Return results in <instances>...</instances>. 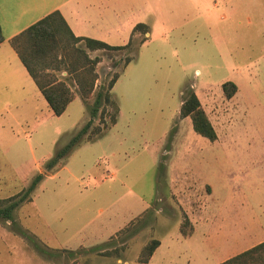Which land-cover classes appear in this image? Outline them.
I'll return each mask as SVG.
<instances>
[{
	"label": "rangeland",
	"instance_id": "rangeland-1",
	"mask_svg": "<svg viewBox=\"0 0 264 264\" xmlns=\"http://www.w3.org/2000/svg\"><path fill=\"white\" fill-rule=\"evenodd\" d=\"M192 1L199 3L201 11L194 9L185 22L169 11L156 14L150 39L123 71L121 64L131 53L101 58L88 102L91 104L96 92L107 87L111 76L120 71L112 89L118 105L117 122L94 141L81 142L55 170L43 165L40 174L44 178L29 196L32 203L13 211V219L17 222L19 218L20 226L36 240L32 246L18 240L13 249L62 246L57 251L64 253L65 264H124L132 260L141 264L151 242L180 236L185 220L189 222L185 230L195 222L197 231L208 237L209 246L232 244L233 204L245 210L247 195L257 187L264 190L260 181L264 161L254 160L264 152V115L253 110L248 120L243 119L241 109L224 97L221 86L237 84L242 102L245 98L242 106L264 108V1ZM214 3L218 10L213 9ZM180 11L181 5L176 12ZM206 11L213 13L210 27L201 14ZM211 26L223 39L212 35ZM100 54L89 52L91 58ZM116 60H121L120 67L114 68ZM197 69L201 75L194 77ZM189 90L198 97L219 144L196 134L189 118L179 117L183 95ZM105 108V121L109 122L113 108ZM85 112L76 95L59 119V146L68 143L85 124ZM246 121L251 126L247 127ZM93 126L102 127L99 118ZM230 134L241 138L227 140ZM37 140V153H53L56 143L51 144L48 131ZM42 220L48 221L49 228ZM0 225L10 227L5 220H0ZM198 236L201 234L194 233L190 243L176 244L181 253L172 258L173 263L185 264L194 255V259L209 257L206 264H212L211 249H195ZM234 253L230 250L224 255ZM4 257L1 254L0 261ZM158 260L156 255L153 264ZM168 261L165 258L162 263Z\"/></svg>",
	"mask_w": 264,
	"mask_h": 264
},
{
	"label": "crops",
	"instance_id": "crops-1",
	"mask_svg": "<svg viewBox=\"0 0 264 264\" xmlns=\"http://www.w3.org/2000/svg\"><path fill=\"white\" fill-rule=\"evenodd\" d=\"M196 3L192 0H0V31L2 35V42L0 43V200L18 195L29 186L35 175L41 173L43 165L52 157L54 151L53 153H50V150L37 153V147L40 148L38 136L41 135L42 137L48 131L51 144L55 145L62 135L60 134L62 127L59 119L76 101L75 96L62 115L53 116L48 104L10 45V40L46 15L58 12L75 37L98 40L109 46H126L130 40L137 43L142 36L134 33V27L138 24H144L148 26L149 31L143 36L145 41L139 46L140 48L150 39V31L156 22V14H167L166 12L169 11L168 14L180 17L185 22L186 15L193 14L194 9L197 12L201 11L199 3ZM180 5L181 11L176 12ZM226 8L231 13L233 12L232 6L228 5ZM213 9L218 10L219 5L214 3ZM201 14H205L210 27L213 21V16L210 14L213 13L206 11ZM211 33L212 35L216 34L218 39H223L220 31L216 30L214 26H211ZM100 53L98 56L101 58L107 56L103 52ZM233 84L236 86V92L228 101L237 103L242 114H244L243 119L248 120L247 115L251 114L253 110H258L261 115H264V108L261 106L253 109L256 106L249 104L253 106L249 110L242 106L245 98L242 102L241 90L237 84ZM245 97L247 96L245 95ZM249 98H253V95ZM246 124L248 126L244 125V127L251 126L249 121H246ZM245 130L246 128L243 134H245ZM240 138V136L237 138V136L230 134L227 135L226 139L238 140ZM216 141L219 144L218 136ZM255 158V161L257 159L264 161V152L256 155ZM254 160L251 159V161ZM260 169L262 172L260 174L263 176L260 181L264 184V167ZM234 195L237 197L235 191ZM246 200L248 208L245 210L237 206V203L233 204L234 230L233 241L230 246H209L207 244L208 237L199 233L196 223L192 221V233L190 235L158 240L159 245L148 262L141 264H153L156 255L159 256L160 260L154 264H164L162 260L165 258L169 259L168 264H176L173 263L176 261L172 258L177 253H181V249L176 244L190 243L194 239V233L201 234V236L195 237L198 238L194 241L198 243V247L195 249L198 248L201 251L211 249L212 264H220L264 242V190L257 187L251 191L250 195H247ZM31 203L32 201L28 202V204ZM26 205L27 202H24L16 209L19 210ZM17 220L19 221V218ZM5 221L9 222L10 227L0 225V255H5L0 264H65L64 253L57 251L62 249V246L57 248L44 246L48 250L16 251L13 249L18 240H25L32 246L36 238L32 233L22 228L18 221L16 222L14 219ZM47 222V220H42L41 223L49 228L50 224ZM15 226L20 227V229L17 230ZM230 250H234L235 253L225 256V252ZM163 253H165V257L164 255L160 256ZM193 257L194 255L189 256L185 264H206V261L207 263L209 261V257H204V260ZM124 264L140 263L132 260Z\"/></svg>",
	"mask_w": 264,
	"mask_h": 264
},
{
	"label": "trees",
	"instance_id": "trees-1",
	"mask_svg": "<svg viewBox=\"0 0 264 264\" xmlns=\"http://www.w3.org/2000/svg\"><path fill=\"white\" fill-rule=\"evenodd\" d=\"M133 31L142 36L137 43L130 40L126 46H109L98 40L75 37L62 16L58 12H53L10 40V45L48 104L53 116L62 115L76 95L79 96L88 116V120L85 124H81L82 126L68 143L59 146L60 141H56L54 153L45 163V167L49 171L62 165L69 153L81 142L94 141L116 124L118 105L113 97L112 88L120 77V71H123L135 58V55L126 57L123 60L120 71L111 76L107 87L100 88L96 92L92 103L89 104L88 101L96 87V67L101 63L100 56L91 58L89 52L100 51L104 54H110L124 51L126 54H136L139 46L145 41L143 36L149 30L148 26L138 24ZM1 42L2 35L0 31ZM120 62L121 60H116L113 67H120ZM62 73H65V76H62ZM221 89L227 99L231 98L236 92V86L232 82L223 83ZM183 97L179 117L181 119L189 118L193 131L199 136L209 142L216 141L217 135L196 94L189 90ZM106 106H112L113 108V113L109 115V122L105 121ZM96 118H99L101 128H93V121ZM43 178L42 174L35 175L29 186L21 193L1 201L0 220H12L13 211L20 204L29 201V196ZM185 221L179 228L183 237L192 233V226L188 231L185 230V226L189 223L187 220ZM158 245V240L151 242L146 248V257L142 263L148 262ZM220 264H264V242Z\"/></svg>",
	"mask_w": 264,
	"mask_h": 264
},
{
	"label": "clouds",
	"instance_id": "clouds-1",
	"mask_svg": "<svg viewBox=\"0 0 264 264\" xmlns=\"http://www.w3.org/2000/svg\"><path fill=\"white\" fill-rule=\"evenodd\" d=\"M201 75V72L199 69H197L194 73H193V76L194 77H199Z\"/></svg>",
	"mask_w": 264,
	"mask_h": 264
}]
</instances>
